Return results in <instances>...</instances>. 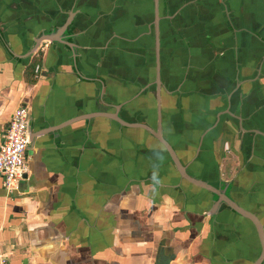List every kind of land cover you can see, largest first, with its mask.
<instances>
[{
  "label": "crops",
  "instance_id": "0c3cea01",
  "mask_svg": "<svg viewBox=\"0 0 264 264\" xmlns=\"http://www.w3.org/2000/svg\"><path fill=\"white\" fill-rule=\"evenodd\" d=\"M154 9L0 0V143L18 104L32 118L25 178L0 176V264H252L247 220L211 214L148 128L91 112L155 129L160 107L189 174L264 225V0H158L160 84Z\"/></svg>",
  "mask_w": 264,
  "mask_h": 264
},
{
  "label": "water",
  "instance_id": "95a60500",
  "mask_svg": "<svg viewBox=\"0 0 264 264\" xmlns=\"http://www.w3.org/2000/svg\"><path fill=\"white\" fill-rule=\"evenodd\" d=\"M157 2L158 0H154L155 4V9H154V27H155V59H156V72H155V83L160 84V78H159V61H160V39H159V21H160V16L158 14L157 10ZM223 7L226 5V1H223ZM227 6V5H226ZM224 9V8H223ZM68 22L65 23L64 26H67ZM58 37V36H57ZM41 38V37H40ZM39 38H37L32 46L30 48V52H33L37 45L36 42H38ZM157 99L159 101V93L157 95ZM157 101V102H158ZM129 103L126 102L123 104V106H126ZM159 104V102L157 103ZM122 106V105H121ZM114 111L113 112H100V111H94L91 112V116H99L100 114L106 116L107 118L116 121L122 126H127V127H140V128H148L149 133L154 136V138L161 144V146L165 149V151L168 153L170 157V162L171 165L173 166L174 170L177 172V174L180 176L182 180H185L187 182H190L191 184L198 186L200 188H203L207 190L211 195L210 197V202L208 204L209 211L213 210L211 214L213 215H218V213L223 212V211H231L234 214L238 215L239 217L247 220L253 228L255 229V232L257 234L258 240H259V249L257 252L256 257L254 258L252 264H264V225L261 222L259 216L257 215L256 212L241 206L236 200H234L230 193V185L227 183L224 184L226 187H221L218 186L217 182H211L207 181L201 178H197L189 174L188 168H187V162L183 161L182 158L178 156L176 153L174 147L167 141V139L163 136L161 132V110L160 107L157 109V125L155 129L147 127L146 124L141 123V122H130L123 117L120 116V109L119 105L114 106ZM29 112V109H28ZM31 115L29 112V141L31 140V132H30V126H31ZM259 131V130H258ZM262 133V132H261ZM205 214V213H204ZM210 215V214H209Z\"/></svg>",
  "mask_w": 264,
  "mask_h": 264
},
{
  "label": "built area",
  "instance_id": "2783aa9c",
  "mask_svg": "<svg viewBox=\"0 0 264 264\" xmlns=\"http://www.w3.org/2000/svg\"><path fill=\"white\" fill-rule=\"evenodd\" d=\"M39 66H35V73ZM29 143V112L25 104H18L7 123L0 143V176L6 190L23 180L27 174V147Z\"/></svg>",
  "mask_w": 264,
  "mask_h": 264
},
{
  "label": "trees",
  "instance_id": "16d2710c",
  "mask_svg": "<svg viewBox=\"0 0 264 264\" xmlns=\"http://www.w3.org/2000/svg\"><path fill=\"white\" fill-rule=\"evenodd\" d=\"M32 65H33V64H32ZM30 69H31V72H32V67H31ZM31 75H33V74L31 73ZM25 76H26V74H25ZM28 81L32 82V81H33V76H32V77L29 76Z\"/></svg>",
  "mask_w": 264,
  "mask_h": 264
},
{
  "label": "rangeland",
  "instance_id": "374dc122",
  "mask_svg": "<svg viewBox=\"0 0 264 264\" xmlns=\"http://www.w3.org/2000/svg\"><path fill=\"white\" fill-rule=\"evenodd\" d=\"M225 163H226V162H225ZM229 163H230V162L227 160V163H226V166H227V167H226V168H228V167H229V166H228V165H229Z\"/></svg>",
  "mask_w": 264,
  "mask_h": 264
}]
</instances>
